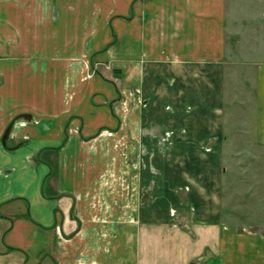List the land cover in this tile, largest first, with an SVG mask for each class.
Returning <instances> with one entry per match:
<instances>
[{
	"label": "crops",
	"instance_id": "crops-1",
	"mask_svg": "<svg viewBox=\"0 0 264 264\" xmlns=\"http://www.w3.org/2000/svg\"><path fill=\"white\" fill-rule=\"evenodd\" d=\"M252 150L264 0H0V264H264Z\"/></svg>",
	"mask_w": 264,
	"mask_h": 264
},
{
	"label": "rangeland",
	"instance_id": "rangeland-1",
	"mask_svg": "<svg viewBox=\"0 0 264 264\" xmlns=\"http://www.w3.org/2000/svg\"><path fill=\"white\" fill-rule=\"evenodd\" d=\"M252 151H256V156L258 154L257 160H240L239 162L238 160L227 161L230 169L229 179H227V181L232 192L230 190L231 193L226 199L229 202V205L235 204L234 206H238L237 210L239 211V216L246 217V219H248L252 224H263L264 160L261 158L263 152L259 153V150ZM251 156L253 155L251 154ZM239 164L241 166H238ZM233 168H235V172L233 171ZM232 194L236 195L233 196ZM256 230L257 229L254 227L246 229V231ZM261 231H264V229Z\"/></svg>",
	"mask_w": 264,
	"mask_h": 264
}]
</instances>
